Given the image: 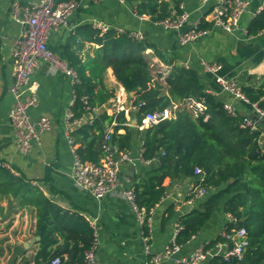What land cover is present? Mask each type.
<instances>
[{"label": "crops", "instance_id": "crops-1", "mask_svg": "<svg viewBox=\"0 0 264 264\" xmlns=\"http://www.w3.org/2000/svg\"><path fill=\"white\" fill-rule=\"evenodd\" d=\"M16 1L27 5L42 0H0V162L12 167L7 169L0 166V264H8L13 249L18 245H22L25 251L13 264H36L41 236L36 233L38 213L34 202L43 200L54 204L55 209L58 207L77 213L91 223L96 233L97 256L101 264H143L149 256L146 246L149 245L152 252H161L172 242L178 215L194 207L186 203L185 199L196 177L175 178L169 183L164 200L152 210L148 235L124 197L122 188L98 199L76 184L73 178L74 147L67 135L73 136L75 148H78L80 140L77 129L92 122L96 114L107 112L112 115L125 111L130 121L127 125L132 132L130 150L138 154L143 146L144 131L148 125L139 124L138 118L136 123L132 120L136 114L133 103L136 92L124 88L115 77L112 67L103 72L102 84L97 87L98 91L103 90L105 98L110 95L109 98L101 104L98 99L94 112H88L76 121H68L67 113L75 97V85L65 73L54 71L47 63H41L26 85L25 93L37 98V104L29 110L32 120L37 122L42 117H48L52 127L40 135L29 153H21L17 149L9 118V111L15 103V96L10 92L14 69L13 49L21 31V25L13 18L12 4ZM81 1L82 5L70 18V25L54 30L49 35V47L61 57L66 59L75 54L83 61L90 57L96 58L100 45L88 39L89 32L80 29L83 25L97 28L96 22H102L119 31H142V41L150 44L145 53L153 72L152 84L161 85V95H169L166 79L172 65L162 61L155 54V48L174 53L179 58V64H188L198 70L208 91H215L239 115H254L249 102L223 91L216 76L205 70L203 62L221 63L220 73L238 81L242 88L264 85V32L257 35L246 33L264 5V0H250L237 34L214 28L208 36L188 45L180 44V34L193 27L197 19L208 16L212 8L210 2L183 0L181 5L190 13V18L181 29L168 30L152 22L149 15L138 13L139 0H106L102 3ZM197 102L194 99L174 102L165 108L170 111L171 117L168 119L175 118L182 108H187L197 116ZM112 125H118V121L114 120ZM113 126L109 128L111 133L114 131ZM258 129L261 131L260 142L264 146V118L258 121ZM125 132L124 128L119 129V133ZM158 164H137L132 173L131 165L124 164L121 169L124 188L133 186L138 173H144ZM6 171L24 178L27 183L22 185L21 190L17 189L20 186L13 184ZM170 204H174L176 210L172 217L168 215ZM231 221V214L226 213L220 205L200 234L159 264H174L198 245L222 234ZM61 232H56L57 242L50 247L51 250L63 244L62 237L66 233L63 230Z\"/></svg>", "mask_w": 264, "mask_h": 264}, {"label": "trees", "instance_id": "trees-1", "mask_svg": "<svg viewBox=\"0 0 264 264\" xmlns=\"http://www.w3.org/2000/svg\"><path fill=\"white\" fill-rule=\"evenodd\" d=\"M183 0H139L138 13L147 14L152 22L166 18H176L185 10ZM212 6V1L210 2ZM212 27V23L201 18L200 28ZM89 40L100 45L96 58L83 61L75 54L66 59L77 71L80 83L75 85L74 116L81 118L91 108L107 100L102 84L103 72L112 67L117 80L127 91L136 92L134 106H138L136 116L139 124L149 112L162 111L194 99L205 105L203 112L193 115L182 108L175 118L164 119L148 126L144 133V158H157L159 164L144 173H138L133 182L136 203L144 211V233L148 235V218L151 211L165 197L169 183L175 178H195L196 186L208 188L209 195L199 200L189 211L178 215L180 227L176 240L185 245L200 234L206 224L222 205L226 213L234 219L225 230L245 226L248 230L249 245L242 260L227 261L223 256L211 257L207 264H264V146L260 142L261 131L241 125L243 116L232 115L225 102L218 95L208 91L198 70L188 64H179V58L166 50L155 48V54L165 63L172 65L166 82L169 95H161V85H153V72L145 51L149 47L145 41L135 39L129 30L119 31L108 28L105 31L83 25ZM264 30V7L254 17L248 28L249 35H257ZM243 92L251 102L264 106V85L243 87ZM88 97L85 103L84 97ZM114 120L118 125L113 126ZM130 121L125 111L116 114L103 112L96 114L93 121L79 127L76 134L80 140L77 153L84 162L99 163L103 156L102 139L113 126L112 141L120 150L130 149L132 132L127 125ZM124 128L125 133H119ZM202 170L201 176L195 169ZM8 169V168H7ZM14 185L21 190L25 180L6 171ZM27 183V182H26ZM38 221L36 233L41 236L36 264L61 258V264H85V252L94 243V228L91 223L77 213L55 209L48 200L34 202ZM176 214L175 205L170 204L168 215ZM62 227V228H61ZM66 234L63 244L54 250L56 232ZM62 233V232H61ZM219 234L208 242L212 248L219 241H225ZM67 256V257H66Z\"/></svg>", "mask_w": 264, "mask_h": 264}, {"label": "built area", "instance_id": "built-area-1", "mask_svg": "<svg viewBox=\"0 0 264 264\" xmlns=\"http://www.w3.org/2000/svg\"><path fill=\"white\" fill-rule=\"evenodd\" d=\"M96 3H102L106 0H93ZM212 1V8L206 16V20L212 23V27L200 28L201 18L197 19L193 27L183 31L179 36L181 45H188L203 37L208 36L214 28L222 29L231 34H237L240 29L242 17L248 11L250 0H204ZM82 5L81 0H42L39 3L22 5L18 1L12 4L13 18L21 25V31L15 40L13 57L14 69L13 80L10 86V92L15 96V103L9 111L10 123L14 131L17 149L27 154L31 151L34 142L39 140L40 135L50 130L52 122L48 117H42L39 121L34 122L30 116L29 110L37 104V98L33 94H26L25 87L28 85L34 71L41 63H47L49 68L68 75L74 85L80 83V77L77 71L70 63L57 53H55L48 43L49 35L52 31L64 28L70 25L71 16ZM261 7L260 11L263 9ZM190 13L184 11L180 16L172 19L166 18L154 22L168 30H179L189 20ZM96 27L102 31L110 28L107 24L96 22ZM123 31V30H121ZM264 32V30L262 31ZM260 32L259 34H261ZM248 34V31L246 32ZM132 37L138 40L144 39L142 31H130ZM207 72L216 76V81L223 91L233 96L249 102L254 111L253 116H243L241 125L250 127L253 130L258 129V121L264 118V106L259 102H251L242 90V87L235 79L222 75L221 63L203 62ZM217 95L215 91H209ZM75 98L67 113L68 121H76L72 107ZM88 103V97L84 98ZM225 108L234 116L239 115L238 111L230 104L225 103ZM137 110L138 106H134ZM205 105L197 102L198 114L203 112ZM94 112L95 108H91ZM171 117L170 111L164 109L158 112H149L143 119L142 126L157 124L161 120ZM69 143L74 147L73 159V178L76 184L91 193L94 197L101 199L106 197L117 189H123L126 200L130 203L134 213L142 226L145 223V214L136 203V194L132 187H125L121 178V169L124 164L137 165L141 163H159L157 158H144L143 148L136 154L130 149L120 150L112 141L111 132H107L102 139L103 156L99 163L84 162L77 153L76 141L72 135H67ZM0 166L12 169L11 165L6 162H0ZM196 175L201 176L202 170L197 167ZM208 188L196 186L193 184L187 197L186 203L195 206L199 200L205 199L209 195ZM165 198V197H164ZM164 198L162 200H164ZM152 213V211H151ZM151 217V215H150ZM148 218V223L150 221ZM234 219L232 218V221ZM180 227L178 223L174 231L172 242L161 252H152L150 246H146L148 257L143 264H159L162 260L169 258L172 254L177 253L181 246L177 243L176 235ZM94 243L90 249L85 252V264H101L97 256V238L94 232ZM222 236L225 241H219L214 247L208 248L209 241L198 245L192 252L181 258H178L174 264H207L208 260L216 255L223 256L225 260L231 259L242 260L245 251L249 245L248 230L245 226L233 228L231 231L224 230ZM50 264H61V258H54Z\"/></svg>", "mask_w": 264, "mask_h": 264}, {"label": "water", "instance_id": "water-1", "mask_svg": "<svg viewBox=\"0 0 264 264\" xmlns=\"http://www.w3.org/2000/svg\"><path fill=\"white\" fill-rule=\"evenodd\" d=\"M253 117H255V116H253ZM132 120L135 121V123H136V121H137V117H136V116H133V117H132ZM135 167H136L135 165H131V166H130V171H131V173L134 172ZM131 179L134 180V177H133L132 175H131ZM33 242H34V241H33ZM24 251H25V249H24V247H23L22 245H18V246H16V247L13 249V253H12L11 257L8 259V264H13L14 260H15L19 255H21Z\"/></svg>", "mask_w": 264, "mask_h": 264}, {"label": "rangeland", "instance_id": "rangeland-1", "mask_svg": "<svg viewBox=\"0 0 264 264\" xmlns=\"http://www.w3.org/2000/svg\"><path fill=\"white\" fill-rule=\"evenodd\" d=\"M238 82V81H237ZM239 83V82H238Z\"/></svg>", "mask_w": 264, "mask_h": 264}]
</instances>
